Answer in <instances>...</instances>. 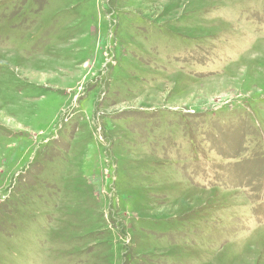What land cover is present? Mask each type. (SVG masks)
Instances as JSON below:
<instances>
[{
  "label": "rangeland",
  "instance_id": "374dc122",
  "mask_svg": "<svg viewBox=\"0 0 264 264\" xmlns=\"http://www.w3.org/2000/svg\"><path fill=\"white\" fill-rule=\"evenodd\" d=\"M0 264H264V0H0Z\"/></svg>",
  "mask_w": 264,
  "mask_h": 264
}]
</instances>
